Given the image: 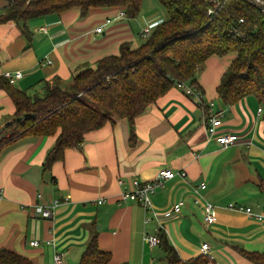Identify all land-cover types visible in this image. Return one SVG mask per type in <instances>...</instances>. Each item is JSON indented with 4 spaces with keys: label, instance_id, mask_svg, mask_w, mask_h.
Here are the masks:
<instances>
[{
    "label": "crops",
    "instance_id": "crops-1",
    "mask_svg": "<svg viewBox=\"0 0 264 264\" xmlns=\"http://www.w3.org/2000/svg\"><path fill=\"white\" fill-rule=\"evenodd\" d=\"M5 5L0 0V10ZM119 10L93 9L82 18L72 8L30 20L25 33L13 21L1 22L0 76L20 71L13 85L31 96L52 87L68 89L83 68L118 55L123 42L139 46L130 18H118ZM152 13L144 15V29L164 19ZM233 59V54L212 56L196 74L202 101L221 115L215 136L233 138L226 147L208 136L205 105L177 87L134 120L133 144L129 123L118 119L86 133L79 148L66 149L49 169L43 163L57 134L28 135L5 146L0 151V249L31 264H54L55 253L62 264H78L95 236L98 248L110 253L109 264H164L161 250L144 239L162 229L182 260L200 256L207 243L212 264H260L244 253L264 254V112L258 115L261 106L253 95L231 105L218 97L217 86ZM14 112L0 88V128L15 120ZM164 168L185 176L155 188L150 214L123 199L133 179L152 181ZM201 183L205 188L199 189ZM56 200L50 217L34 215V206L50 207ZM179 202L180 211L169 213ZM207 204L214 209L211 224L204 220ZM32 240L38 246H30Z\"/></svg>",
    "mask_w": 264,
    "mask_h": 264
},
{
    "label": "trees",
    "instance_id": "trees-1",
    "mask_svg": "<svg viewBox=\"0 0 264 264\" xmlns=\"http://www.w3.org/2000/svg\"><path fill=\"white\" fill-rule=\"evenodd\" d=\"M0 23L13 21L25 33L30 20L59 15L72 8L86 17L93 9L119 8L127 18L139 13L142 0H5ZM166 13L136 48L123 42L118 55H108L86 66L68 89L52 87L31 96L0 76L3 89L15 105L14 118L0 128V151L24 136H52L54 146L43 167L63 159L66 149L79 148L84 135L107 121L126 119L129 143L135 135L134 120L177 82L197 85L196 74L208 58L233 54L216 92L231 105L253 95L264 112V9L251 0H159ZM164 264H206L200 255L180 259L167 234L159 229ZM264 264V254L244 253ZM110 253L101 251L95 236L88 242L78 264H109ZM0 264H31L15 252L0 249Z\"/></svg>",
    "mask_w": 264,
    "mask_h": 264
},
{
    "label": "built area",
    "instance_id": "built-area-1",
    "mask_svg": "<svg viewBox=\"0 0 264 264\" xmlns=\"http://www.w3.org/2000/svg\"><path fill=\"white\" fill-rule=\"evenodd\" d=\"M252 1V0H251ZM253 2V1H252ZM254 3V2H253ZM256 5H259L258 2L254 3ZM125 13L122 10H119L118 12V18L124 17ZM102 30L101 27L96 28V32H100ZM151 30L150 27H147L143 29L141 35L144 37H147L150 34ZM4 77H6L9 81V83L14 84L15 81L19 78H21L22 73L20 71H15L14 73L11 72H5ZM176 87L180 89L185 95L195 97L198 100V103L200 105H205L207 108V117L204 120V123L206 125L207 133L209 137L215 138V141L221 145L222 147H226L233 143L232 136L228 134H220L216 135L217 128L221 125V115L220 113H214L212 111V104H205L202 101V92L200 89H198L195 86H190L183 82H177ZM262 113V108L260 107L258 109V115ZM176 176L184 177L185 172H175L171 169H160L154 180L152 181H140L137 179H133L131 183L132 190L127 191L123 193V199L136 202L139 205H141L147 212V214H150L153 211V203H152V196L154 194L155 188L162 186L163 183L167 180H172ZM120 185H123V182H119ZM205 188V184L201 183L199 185V189ZM98 203H101V201H97ZM58 205V201H54L50 207H43L41 205L34 206V215L38 217L48 218L51 216L52 210ZM182 202L176 203L172 206L169 213H178L180 211ZM230 208H234L237 210H243V207L241 205H236L234 203H229ZM244 211L248 214H251L250 208H245ZM168 215V212L166 213ZM150 218L146 216L145 221L148 222ZM204 220L207 224H211L215 221V215H214V209L212 208V205L207 204L205 206V216ZM145 241L148 243L150 247L156 246L159 243V238L157 235H150L146 234L144 237ZM30 246H38V242L36 240H32L29 242ZM46 244L51 245L52 241H46ZM208 244L204 243L201 245V255L208 258V261L206 264H212L209 252H208ZM53 262L54 264H62V257L61 254L55 253L53 256Z\"/></svg>",
    "mask_w": 264,
    "mask_h": 264
},
{
    "label": "rangeland",
    "instance_id": "rangeland-1",
    "mask_svg": "<svg viewBox=\"0 0 264 264\" xmlns=\"http://www.w3.org/2000/svg\"><path fill=\"white\" fill-rule=\"evenodd\" d=\"M254 3H257L259 5L264 4V0H252ZM154 12L152 14H158L162 18L166 17L165 10L160 5L159 0H142L141 6L139 9V13L136 17L128 19V21L132 25V31L134 32L135 42L136 44L140 45L145 38L141 36V33L146 26V22L143 19L145 14Z\"/></svg>",
    "mask_w": 264,
    "mask_h": 264
},
{
    "label": "water",
    "instance_id": "water-1",
    "mask_svg": "<svg viewBox=\"0 0 264 264\" xmlns=\"http://www.w3.org/2000/svg\"><path fill=\"white\" fill-rule=\"evenodd\" d=\"M258 9L259 10L264 9V4L258 5Z\"/></svg>",
    "mask_w": 264,
    "mask_h": 264
}]
</instances>
